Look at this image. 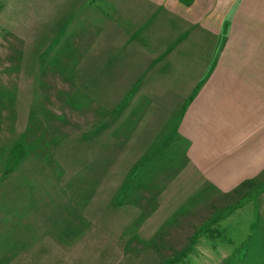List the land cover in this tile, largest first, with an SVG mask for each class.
<instances>
[{"label":"rangeland","instance_id":"1","mask_svg":"<svg viewBox=\"0 0 264 264\" xmlns=\"http://www.w3.org/2000/svg\"><path fill=\"white\" fill-rule=\"evenodd\" d=\"M40 4L0 0V264H264V194L190 183L177 149L116 185L139 150L109 126L119 91L82 84L60 42L46 60Z\"/></svg>","mask_w":264,"mask_h":264},{"label":"crops","instance_id":"2","mask_svg":"<svg viewBox=\"0 0 264 264\" xmlns=\"http://www.w3.org/2000/svg\"><path fill=\"white\" fill-rule=\"evenodd\" d=\"M40 2L46 35L58 36L46 60L71 58L82 84L119 91L109 126L139 150L116 185L147 154L177 149L166 161L190 183L223 199L264 194V0Z\"/></svg>","mask_w":264,"mask_h":264}]
</instances>
